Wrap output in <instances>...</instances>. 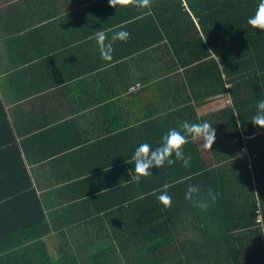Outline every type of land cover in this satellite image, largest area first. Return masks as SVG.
Instances as JSON below:
<instances>
[{"label":"crops","instance_id":"crops-1","mask_svg":"<svg viewBox=\"0 0 264 264\" xmlns=\"http://www.w3.org/2000/svg\"><path fill=\"white\" fill-rule=\"evenodd\" d=\"M131 8L0 0V237L21 227L51 238L45 214L78 189L130 187L140 143L156 147L171 124L195 123L230 104L224 94L193 98L201 92H190L196 78L165 42L145 46L151 39L129 21ZM98 30L109 40L130 33L113 42L111 61L101 59Z\"/></svg>","mask_w":264,"mask_h":264},{"label":"trees","instance_id":"trees-1","mask_svg":"<svg viewBox=\"0 0 264 264\" xmlns=\"http://www.w3.org/2000/svg\"><path fill=\"white\" fill-rule=\"evenodd\" d=\"M258 3L152 0L142 10L130 5L137 12L129 21L144 25L140 37L151 39L145 46L165 42L189 78H196L190 92H201L193 98L224 94L231 100L196 120L216 129L211 150L189 137L183 150L192 157L190 167L165 164L128 188L78 189L67 205L45 214L43 230L51 238L7 227L0 264H264V129L251 122L256 102L264 99V30L247 24ZM192 183L220 193L207 211L185 200ZM164 185L172 197L168 208L158 201Z\"/></svg>","mask_w":264,"mask_h":264},{"label":"clouds","instance_id":"clouds-1","mask_svg":"<svg viewBox=\"0 0 264 264\" xmlns=\"http://www.w3.org/2000/svg\"><path fill=\"white\" fill-rule=\"evenodd\" d=\"M151 2L152 0H108L110 7L133 5L138 10L150 8ZM247 24L254 29L264 30V0H259L253 15L247 19ZM129 38L130 33L123 30L114 32L110 40L104 31H95V40L101 59L111 61L114 51L113 42L127 41ZM251 122L257 129H264V99L256 102V114L252 117ZM189 137L193 141H201L203 149L211 150L216 138V129L207 121L195 123L183 121L179 128H171L164 133L158 146L153 147L152 144L147 142L140 143L131 157L134 168L129 171L131 177L129 182L139 183L142 177L152 175L153 168L161 169L165 164L171 166L180 162L183 167H190L192 157L185 155L183 150ZM167 188L168 185H164V190L158 195V201L165 208L172 205V197L169 195ZM219 196L220 193L213 188L209 187L204 190L195 183L188 184L184 193L185 200L201 211H207Z\"/></svg>","mask_w":264,"mask_h":264},{"label":"built area","instance_id":"built-area-1","mask_svg":"<svg viewBox=\"0 0 264 264\" xmlns=\"http://www.w3.org/2000/svg\"><path fill=\"white\" fill-rule=\"evenodd\" d=\"M140 85H137L136 87H134L133 89H137ZM256 133H252V134H249V135H246L245 139L246 140H251L253 139V137H255ZM244 151L247 153V149L244 148ZM257 221L261 224V227H262V216L260 215L257 219Z\"/></svg>","mask_w":264,"mask_h":264}]
</instances>
